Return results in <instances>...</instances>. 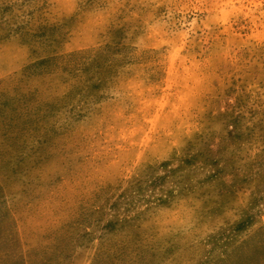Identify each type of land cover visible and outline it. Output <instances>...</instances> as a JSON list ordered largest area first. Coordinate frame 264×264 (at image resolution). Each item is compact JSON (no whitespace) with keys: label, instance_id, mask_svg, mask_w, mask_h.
<instances>
[{"label":"rangeland","instance_id":"rangeland-1","mask_svg":"<svg viewBox=\"0 0 264 264\" xmlns=\"http://www.w3.org/2000/svg\"><path fill=\"white\" fill-rule=\"evenodd\" d=\"M0 264H264V0H0Z\"/></svg>","mask_w":264,"mask_h":264}]
</instances>
